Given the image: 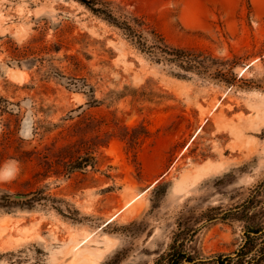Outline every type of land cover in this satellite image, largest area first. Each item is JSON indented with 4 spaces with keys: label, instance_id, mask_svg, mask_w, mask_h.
Segmentation results:
<instances>
[{
    "label": "rangeland",
    "instance_id": "1",
    "mask_svg": "<svg viewBox=\"0 0 264 264\" xmlns=\"http://www.w3.org/2000/svg\"><path fill=\"white\" fill-rule=\"evenodd\" d=\"M103 1L217 63L157 62L76 0H0V264H167L176 242L216 264L264 182V0Z\"/></svg>",
    "mask_w": 264,
    "mask_h": 264
},
{
    "label": "trees",
    "instance_id": "2",
    "mask_svg": "<svg viewBox=\"0 0 264 264\" xmlns=\"http://www.w3.org/2000/svg\"><path fill=\"white\" fill-rule=\"evenodd\" d=\"M85 7L92 15L102 19L109 26H112L126 37L139 51L148 55L155 61L166 60L175 63L180 69L191 72L196 71L206 74L209 68L217 63L210 55L194 49L172 48L167 45L164 37L152 26L146 23L145 19L134 14L125 15L122 10L115 8L111 2L103 0H76ZM209 64V66H208ZM219 64V63H218ZM222 65V64H220ZM211 78L220 82L232 83L235 77L230 70L223 72L215 69L210 73ZM80 168V167H72ZM264 183V182H262ZM260 183L254 195L246 202L235 208L234 212L226 213L222 219L232 217L243 222V243L233 256H219L216 264H264V222L263 207L255 211L259 206L257 197L264 190V184ZM4 204L10 203L5 196L2 197ZM182 243L173 244L165 257L158 261L166 260L167 264H192L193 259L182 251ZM210 260L209 262H213Z\"/></svg>",
    "mask_w": 264,
    "mask_h": 264
},
{
    "label": "bare ground",
    "instance_id": "3",
    "mask_svg": "<svg viewBox=\"0 0 264 264\" xmlns=\"http://www.w3.org/2000/svg\"><path fill=\"white\" fill-rule=\"evenodd\" d=\"M145 192V191H144ZM143 192V193H144ZM142 195V194H141ZM138 198H140V195H138V196H136V197H134V198H132V199H130L129 201H127L125 204H124V206H123V208L122 209H124V208H126V207H128L129 205H131L135 200H137ZM122 209H121V211H122ZM120 213V211L117 213V214H115L110 220H109V222H111L118 214ZM86 241H87V239H88V236H86L85 238H84Z\"/></svg>",
    "mask_w": 264,
    "mask_h": 264
},
{
    "label": "water",
    "instance_id": "4",
    "mask_svg": "<svg viewBox=\"0 0 264 264\" xmlns=\"http://www.w3.org/2000/svg\"><path fill=\"white\" fill-rule=\"evenodd\" d=\"M28 198H30V196L12 195L6 197L7 200H14V201L26 200Z\"/></svg>",
    "mask_w": 264,
    "mask_h": 264
}]
</instances>
